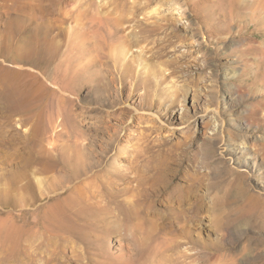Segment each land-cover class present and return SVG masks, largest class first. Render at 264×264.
Listing matches in <instances>:
<instances>
[{"label":"rangeland","instance_id":"1","mask_svg":"<svg viewBox=\"0 0 264 264\" xmlns=\"http://www.w3.org/2000/svg\"><path fill=\"white\" fill-rule=\"evenodd\" d=\"M148 1L150 7L143 13L148 11L149 20L162 14L172 17L176 46L163 52L154 40L142 41L126 47L128 52L117 60L99 58L92 42L85 43L84 53L65 49L45 70L32 65L45 78L27 77L29 87L44 98V109L58 116L51 128L48 117L37 127L32 119L22 125L20 115L14 129L4 126L0 105V264H46L50 254L48 264H64L67 257L65 264H91L81 242L75 248L80 258L74 260L54 238L48 243L55 244L36 246L26 233L33 206L22 190L12 193V186L27 181L21 146L32 129L36 136L59 144L66 160L77 157L71 150L84 142L93 172L80 176L57 171L54 176L62 182L71 179L69 184L78 192L96 190L112 199L135 200L132 218H142L136 196L149 200L155 198L153 191L159 192L157 184L154 189L139 186L140 175L154 164L169 165L168 174H177L174 184L192 182V190L178 189L182 198L177 210L206 200L205 209L195 208L197 224L183 229L166 211L173 205L164 197L166 190L159 192L160 201L150 205L158 212L156 225H135L133 244L123 246L128 264H264V0ZM22 18L0 8V30ZM56 64L65 70L62 80L52 77ZM95 66L102 70L93 71ZM78 70L106 98H93L88 85H80ZM105 81L109 88L102 90ZM41 82L44 87L37 92ZM123 107L128 112L119 114ZM62 117L66 127L55 132L63 128ZM180 229L188 233L176 247ZM108 244L112 253L119 252L115 235ZM100 250L93 251L97 261L107 257L105 249ZM107 260L116 262L112 256Z\"/></svg>","mask_w":264,"mask_h":264},{"label":"bare ground","instance_id":"2","mask_svg":"<svg viewBox=\"0 0 264 264\" xmlns=\"http://www.w3.org/2000/svg\"><path fill=\"white\" fill-rule=\"evenodd\" d=\"M109 1L108 3L89 1L76 5L69 0H0L2 11L15 13L18 18L23 16L19 24L9 23L0 30V105L6 118V123L3 121L4 126L9 125L14 129L12 125L17 120L16 115H20L18 120L22 125H25L28 119H32V126L39 127L42 117H48V128L54 125L58 116L44 109V98L39 97L29 87L27 77L34 81H42L45 78L44 72L35 71L32 65L45 70L53 61L59 59L61 52L65 49L66 51L73 49L83 52L86 51L83 48L85 43L93 42L97 51L95 54L99 58L107 56L109 59L117 58L118 60V57L126 54L125 51L128 50L126 47L132 44L137 45L142 41L154 40L160 50L165 49L163 52L174 44L177 35L173 32L172 17L162 14L155 20H149L148 11L143 13L147 7H150V1ZM157 9L154 8L152 11L156 12ZM74 11L78 12L74 15ZM139 13H143V16L139 17ZM122 66H126V62ZM93 67V71L102 70L100 66L97 69L96 66L94 69ZM64 71L60 64H56L52 68L54 74L52 77L62 80L63 77L60 74L63 73L65 76ZM78 75L81 77L80 85L87 84L92 90L93 98H106L104 94H101L102 92L98 93L94 89L95 82L86 79V75L82 74L81 70ZM114 78L111 79L113 82L116 80ZM102 83L104 87L102 90L107 89V82ZM43 87L44 84L41 82L37 92ZM126 112L128 110L123 107L119 114H126ZM114 114L115 112H110L108 115L113 116ZM59 121L63 128L55 132L62 133L67 121L65 117L60 118ZM0 130L4 132L3 129ZM23 139L21 149L24 154V165L27 167L25 173L27 181L25 184L13 185L12 193L22 190L29 198L31 207L33 206L30 211L34 215L29 219L31 226L26 233L36 246L46 245L49 238H54L58 245L67 248L70 252V259L79 260L80 254L75 248L81 242L84 244L82 250L91 264H128L127 256H123V246L129 247L133 244L135 225L155 224L153 220L158 212L152 210L150 205L153 201H160L162 194L159 192L166 190L164 197L166 196L173 204L166 211L170 214L171 222L180 225L183 229L190 223L197 224L198 214L195 208L203 210L206 207V200L198 199L195 203L191 202L192 205L188 206L186 211L177 210V204H180L182 198L181 194H177L178 189L188 192L192 190L193 184L187 182L184 187L174 184L172 181L175 180L177 174H168L170 166L167 164L163 166V163L154 164L151 167L148 166L147 172L140 175L139 186H143L145 190L154 189V185L157 184L159 192L153 191L155 198L149 200L136 196V200L141 199L138 208L142 211V218L138 216L132 218L130 210L137 207L135 200L121 199L116 196L112 199L96 190L78 192L69 184L71 179L68 182H62L54 176L57 171L78 173L80 176L93 172L94 164L89 163L86 158L85 146L87 145L84 142H81L80 147L75 146L71 150L78 156L72 160H66L59 144L55 141H45V137L36 136L33 129L30 132L27 131ZM144 196L148 195L143 194ZM215 200L220 201L217 196ZM40 211H43L41 215H39ZM115 221H119L121 225H113ZM183 229H180L181 235L174 238L176 247L183 244L182 239L188 233ZM113 235L119 240V252L117 253H112L108 244V240ZM55 241H49V243L55 244ZM100 247L105 249L107 257L112 256L117 263L108 261L107 257L98 261L94 259L93 251H101ZM33 251L35 252L36 249ZM32 255L35 257L34 254ZM50 256L51 254L49 258ZM52 256L56 259L57 251ZM49 258L44 260L46 264ZM67 258H64V264Z\"/></svg>","mask_w":264,"mask_h":264}]
</instances>
